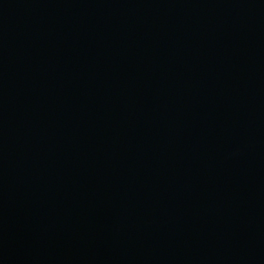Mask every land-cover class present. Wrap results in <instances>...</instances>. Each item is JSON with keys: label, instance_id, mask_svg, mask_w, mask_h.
Listing matches in <instances>:
<instances>
[{"label": "water", "instance_id": "obj_1", "mask_svg": "<svg viewBox=\"0 0 264 264\" xmlns=\"http://www.w3.org/2000/svg\"><path fill=\"white\" fill-rule=\"evenodd\" d=\"M0 264H264V0H0Z\"/></svg>", "mask_w": 264, "mask_h": 264}]
</instances>
